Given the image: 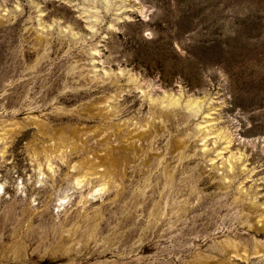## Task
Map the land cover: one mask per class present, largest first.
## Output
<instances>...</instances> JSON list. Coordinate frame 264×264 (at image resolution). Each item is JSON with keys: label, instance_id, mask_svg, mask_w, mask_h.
<instances>
[{"label": "rangeland", "instance_id": "rangeland-1", "mask_svg": "<svg viewBox=\"0 0 264 264\" xmlns=\"http://www.w3.org/2000/svg\"><path fill=\"white\" fill-rule=\"evenodd\" d=\"M0 264H264V0H0Z\"/></svg>", "mask_w": 264, "mask_h": 264}]
</instances>
